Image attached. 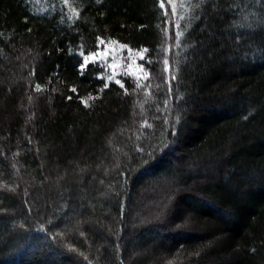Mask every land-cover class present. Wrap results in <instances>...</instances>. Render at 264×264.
Returning a JSON list of instances; mask_svg holds the SVG:
<instances>
[{
    "label": "trees",
    "instance_id": "obj_1",
    "mask_svg": "<svg viewBox=\"0 0 264 264\" xmlns=\"http://www.w3.org/2000/svg\"><path fill=\"white\" fill-rule=\"evenodd\" d=\"M0 264H264V0H0Z\"/></svg>",
    "mask_w": 264,
    "mask_h": 264
},
{
    "label": "rangeland",
    "instance_id": "obj_2",
    "mask_svg": "<svg viewBox=\"0 0 264 264\" xmlns=\"http://www.w3.org/2000/svg\"><path fill=\"white\" fill-rule=\"evenodd\" d=\"M95 53H98V55L92 57L90 61L95 60L102 65L103 71L101 74L106 80H109V77L114 81H123L129 78L133 81L146 83L149 76L140 62L144 52L134 50L117 41H106L100 44L99 49ZM91 54H88V56L91 57ZM164 65L166 71L169 70L167 58L164 60Z\"/></svg>",
    "mask_w": 264,
    "mask_h": 264
},
{
    "label": "snow or ice",
    "instance_id": "obj_3",
    "mask_svg": "<svg viewBox=\"0 0 264 264\" xmlns=\"http://www.w3.org/2000/svg\"><path fill=\"white\" fill-rule=\"evenodd\" d=\"M64 2L67 4L68 0H64ZM168 2H169V4H171V3H172V0H168ZM163 6H164V5L161 4V7H163ZM172 11L174 12L175 9L173 8ZM100 43L102 44L103 41L101 40ZM144 51H147V49H145ZM81 55L83 56V63L80 64V69L83 70V69L89 64L90 59H91L92 57H96V56L98 55V53H92V54H91V57L88 56V55H84L83 53H81ZM93 62H95V60H93ZM165 63H167V61H165ZM113 67H114V66H113ZM108 79L111 80V77H109ZM115 83L120 84V81L117 80V81H115ZM104 87H105V88H108V87H109V84H108V83H105V84H104ZM121 87H123V85H121ZM36 90H40V86H39V85L36 86ZM71 90H72L73 92L76 91L75 88H73V89H71ZM68 99H71V97H68Z\"/></svg>",
    "mask_w": 264,
    "mask_h": 264
}]
</instances>
